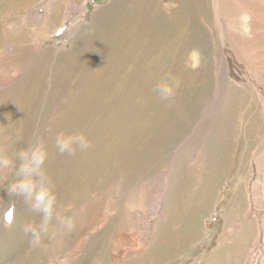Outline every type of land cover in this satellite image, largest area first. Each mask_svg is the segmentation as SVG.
<instances>
[{
	"label": "bare ground",
	"instance_id": "bare-ground-1",
	"mask_svg": "<svg viewBox=\"0 0 264 264\" xmlns=\"http://www.w3.org/2000/svg\"><path fill=\"white\" fill-rule=\"evenodd\" d=\"M63 1L68 3L66 8L70 12L77 9L82 12L88 5V0L82 4L79 1V7L70 4L71 0ZM175 2L177 7L171 10L169 0H111L98 13L94 22H97V28L91 32V24L94 23L88 22L74 34L72 42L66 47L68 50L63 53L52 47L44 50L36 47L45 39L43 34L52 30L53 25L44 26L54 20L55 5L45 3L47 13L43 15L38 11L40 6H44L42 1L27 6L25 3L7 14V17L27 14L34 21L40 18L39 26L45 30L41 35H32L30 41L22 35L15 44L8 40L2 44L0 77L4 83L13 82L17 72L27 67L28 60L32 62L28 68L35 65L38 69L29 72L19 98L8 93L13 87L5 89L4 83L0 84V113L7 118L17 110L19 112L15 122L8 119L10 129L14 130L15 136H19L18 127L28 128L37 120L39 129L56 124L72 133L79 127L83 130L80 133L91 142L87 151H77L74 156L67 153L61 155L54 147L57 162L46 170L49 176L55 174L57 211L69 203L72 209L67 214L74 216L71 212L78 209L81 216L79 221L72 217L74 226L71 230L62 228L55 221L50 225V230L58 231V239L61 238V228L70 236L77 235L79 238L76 248L68 252L60 264H165L179 253L196 251L195 242L208 233L207 212L223 182L231 179L238 162H245L253 155L256 160L264 157L263 141L258 146L256 144L261 130L258 115L246 116L240 111L246 100L252 99L246 92H240L234 85L227 86V103L217 113L213 131L203 139L194 127L200 120L196 111L192 110L190 118L184 119L167 107L153 91L157 83L148 80L147 65L161 67L172 65L175 61L183 65L190 51L203 50L206 42L198 19L201 13L204 21L210 19L207 0ZM243 24V31L248 33L244 21ZM18 29V23H13L7 31ZM26 51L29 53L24 56ZM175 51L176 58L173 59ZM46 64L68 65V71L74 77L49 80V93L46 95L49 99L44 101L47 105H43L47 81L37 73L41 71L39 65ZM125 65L130 66L127 69ZM211 73L212 67L208 65L200 91H197L201 98L207 96L211 87ZM161 77L156 74L154 82ZM13 99L17 101L15 108L12 106ZM108 105L113 107L111 112L107 109ZM252 107L255 108V105ZM8 140L5 138L1 142L6 145ZM186 141H191L196 147L191 154H186L188 161L205 164V168L199 181L194 178L189 180V185H183L185 181L181 183L171 201L167 223L160 226L164 186L170 176L166 172L180 156L179 150ZM200 142L204 144V151L197 147ZM249 169L246 166L242 168L240 180L245 187L241 186L225 214L223 228L226 219L230 224L226 228L227 238L233 236L231 222L244 211L245 192L249 186L252 184L250 195L253 201L258 192L264 196V170L248 185ZM157 178L165 182L160 188L154 186ZM260 200L264 203L263 197ZM23 206L26 209L22 212L25 213L22 215L25 223L10 227L4 226L5 223L0 225V238L3 237L0 241L6 242L2 245L0 260L10 258L13 260L11 264H34L32 252L29 253L26 248L31 237L26 236L22 229L27 223L38 226L41 215L31 211L24 201ZM149 213L152 216L145 220ZM158 217V222H152ZM254 223L255 218L244 226L239 236L242 246H226L222 242L223 232L206 253L205 264H259L257 260L261 259L264 262V237L261 239ZM154 224L161 232L157 235L155 231L156 236H153L149 247L142 251L140 246L147 244L146 239L152 236L149 229ZM136 229L142 230L139 248L136 249L140 253L128 248L119 256L114 252L116 247L132 237ZM252 241L254 248L246 252ZM14 252L17 253L15 260L12 258ZM79 252L81 255L76 258ZM34 253L38 257L42 249L37 248ZM35 261L38 262V259Z\"/></svg>",
	"mask_w": 264,
	"mask_h": 264
},
{
	"label": "rangeland",
	"instance_id": "rangeland-1",
	"mask_svg": "<svg viewBox=\"0 0 264 264\" xmlns=\"http://www.w3.org/2000/svg\"><path fill=\"white\" fill-rule=\"evenodd\" d=\"M41 1L44 6H40L38 9L40 14L43 15L47 13V5H55L56 16L53 17L54 20L44 26L49 27L53 25L51 30L52 32L50 31L49 33H44L43 36H45V39H43L36 47L39 50H44L46 47H52L56 49L57 52L63 53L68 50L66 47H68V45L72 42L74 34L76 35L77 32H80L83 27L87 26L86 24L88 22H90V24L94 23L97 19L98 13L101 12V10L106 7V4H109L111 0H88L87 8L82 12H80L79 9L74 10V12L68 11L66 8L68 3L63 0H0V50L2 49V44L7 40L15 44L23 35L26 40L30 41L31 36L35 33V35L38 33V35H41L42 32H45L44 27L41 29L39 26L40 18L37 21H34L31 20L27 14L10 15L7 17V14L16 11L21 6H24L25 3L27 6L29 3L38 4ZM84 1L85 0H71L70 4L73 3L76 7H79ZM175 1L176 0H169L171 10L177 7V3ZM207 2L211 10L210 19L208 21H204L202 19V13L198 19V24L201 26V29L203 28L202 31L206 35L204 49H195L190 51L189 58L183 65H178L177 61L173 62L172 65H161V67L160 65H147L146 73L148 75V80L153 83H158L166 74H171L181 79L182 86L177 90L176 95L172 100L165 101V105L174 109L175 113L184 119L190 118L192 110L196 111L200 120L199 123L194 124V127L197 130V134L203 139L211 134L217 122V113H220L223 109L222 105L227 103V86L234 85L240 92H246V95H248V97L251 96L252 99L250 100L248 98L244 105L241 106L240 111L244 112L246 116L258 115V122L261 127L257 136L258 139H256V144L258 146L260 145V142L263 141L264 143V0H207ZM243 21L247 25L246 31H248L249 34L242 29L244 26ZM13 23H18L19 29L12 32L7 31V28ZM91 25L92 29H90V31L93 32L97 28V22ZM25 53L26 54H24V56L27 55L29 51H26ZM176 53L177 51L174 52L175 56L173 59L176 58ZM20 56L21 55L18 57ZM21 58L23 57L21 56ZM29 62L30 60L27 61L28 65L32 64V62ZM28 65L24 68V70L21 69V71L17 72L15 79L13 80V82L16 80L14 83L12 81L11 83H6V81L4 83V81L1 80L3 78L0 77V84L2 85L4 83L3 87L5 85V89L13 87L11 91H8V93L14 94L18 98L23 94V87L25 83H27L28 74L31 72V69L38 70L35 65H31L30 68H28ZM208 65L212 67L210 79L211 82H213L209 91H207V96L201 98L197 94V91H200ZM39 66H41V71L37 74H39L43 80L47 81L45 84V96L42 97L43 105H47L44 101L49 99V97L46 96L49 93V80H69L74 76L69 73L68 65L46 64ZM129 66L130 65H125V68L128 69ZM10 70L11 69H8V71ZM37 74L31 75V77H35ZM156 74H160L162 77L159 78L157 82H154ZM181 91H184V93ZM104 100L107 102L106 94L104 96ZM16 103V99H13L12 106H14V108L17 106ZM254 105L255 108L252 107ZM192 107H194V109H192ZM107 109L111 112L113 109L112 105H108ZM18 114L19 112L17 110L13 115L6 118L4 117V114L0 113V145H3L6 148L7 153L13 157L15 165L18 166L19 161L15 160L16 153L22 149H26L37 140L42 139L48 150V158L45 163V169H51L57 162L56 154L53 151V148L55 147V136L60 132H69L56 124L44 125L43 129H39V121L36 120L35 124H31L28 128L18 127L17 131L20 135L15 136L14 130L9 127V120L11 122H15ZM47 120L49 121L48 118ZM81 131L83 130L76 127L73 132ZM241 137L243 138L244 136L241 135ZM5 138L9 139L6 145L1 142V140ZM198 146L200 147L198 148L199 150L202 149V151H204V144L202 142L198 143L197 147ZM194 148L196 147L191 141H186L179 150L180 156L175 159V162L170 167V170L166 172V174H169L170 176L169 182L164 186V202L161 210L162 218L161 222L158 224L160 226L167 223V218L169 217L168 215L171 208V201L173 200L181 183L185 181L183 185H189V180L194 178L199 181L200 174L205 168V164L198 162L194 163L191 160L188 161L186 154L188 152L191 154ZM244 166L250 167L246 179V182L249 185L256 180L260 171L262 174V170H264V157H259L256 160L255 155H253L252 158L248 157L245 162H238L234 175L231 179H226L223 182L217 198L211 204L207 212L206 226L208 227V233L204 238L195 242L197 250L198 248L201 249L198 251L193 250L191 253L188 251L179 253L176 257H171L167 262H165V264H205L206 253L218 241L223 232L222 242H224L226 246H242L241 244H243V242L240 241L239 236H241L244 226L254 218V228L256 231H260L261 239H263L264 203H262L260 199L262 197L264 198V196L261 192H258L253 201V197L250 195L252 193V184L245 192L246 201L243 204V213L231 222V225L234 226L232 238H227L226 236V228L230 225L229 222H227V219L225 220V229L223 228L225 214L230 202L232 199H236L241 186L245 187V183L242 185L240 180L242 176V168ZM196 173H198V175ZM50 177L55 181V174H51ZM17 179L18 177L15 174V168L12 170H5L3 174H0V225H4L5 223L6 225L4 226L8 225L7 227H10L13 224H22V222L25 223V220L22 219V215L25 214L22 212L26 210L23 206V197L15 195L10 196L7 191V187ZM162 182H164V180L162 181L157 178L154 186L160 188ZM184 198L185 197L183 196L182 200ZM69 207V203H66V206L62 205L59 209L60 214L65 217H73L75 220L79 221L81 216L78 209L71 212L74 216H70L67 213H70L72 208ZM9 214H11L12 217L11 222L8 218ZM151 216L152 214L150 213L149 215L146 214L145 220ZM158 220L159 217L152 222H158ZM156 226L157 224H154L152 228L149 229V234L152 236H149V238L146 239L147 244L143 247L140 246L142 251L149 247V244L153 240V236H156L155 231L158 230V228L156 229ZM63 227L64 226H62V228ZM61 229L60 239L57 238L58 231L54 232L49 228L48 234L43 237L42 243L39 247L33 248L30 244H26L28 245L26 247L27 251H29V253L32 252L31 259L33 256L34 264H60L65 260V255L76 248L79 243L77 235L70 236ZM141 232V229L133 231L132 237L126 238L124 242L120 243L119 246L116 247L114 252L120 256L122 255L121 252L128 248L136 251V249L139 248V243L142 238L140 235ZM160 232V230L157 231V235H159ZM0 245L1 255L3 248L2 245H6L5 240H1ZM23 245L26 246L25 244ZM37 248L42 249V253L38 257L34 253ZM253 248L254 241L247 246L245 251L248 252V250ZM27 251H25V253H27ZM136 253L140 252L136 251ZM80 255L81 253L79 252V254L76 255V258ZM12 258L14 260L17 258L16 252L13 253ZM5 259L2 258V260H0V264H11L13 261L10 260V258ZM35 259H38V262L35 261ZM257 261L259 264H264V262H262L263 259ZM122 264L126 263L122 262Z\"/></svg>",
	"mask_w": 264,
	"mask_h": 264
},
{
	"label": "clouds",
	"instance_id": "clouds-1",
	"mask_svg": "<svg viewBox=\"0 0 264 264\" xmlns=\"http://www.w3.org/2000/svg\"><path fill=\"white\" fill-rule=\"evenodd\" d=\"M181 86L180 78L166 74L156 84L153 91L160 100L170 101ZM90 147V140L80 132H60L55 136V148L61 155L67 153L74 156L77 151H87ZM47 158V146L42 139L16 153L15 160L19 161L18 166L15 165L13 157L7 153L6 148L0 145V174H3L5 170L15 168V174L18 177L7 187L9 195L23 197L31 211L41 215L38 226L27 223L22 229L26 236L31 237L29 244L33 248L41 245L42 239L48 234L53 221L69 230L74 226L72 218L65 217L57 211L55 182L45 169Z\"/></svg>",
	"mask_w": 264,
	"mask_h": 264
},
{
	"label": "snow or ice",
	"instance_id": "snow-or-ice-1",
	"mask_svg": "<svg viewBox=\"0 0 264 264\" xmlns=\"http://www.w3.org/2000/svg\"><path fill=\"white\" fill-rule=\"evenodd\" d=\"M8 218H9V221L11 222V218H12V217H11V214H9Z\"/></svg>",
	"mask_w": 264,
	"mask_h": 264
}]
</instances>
